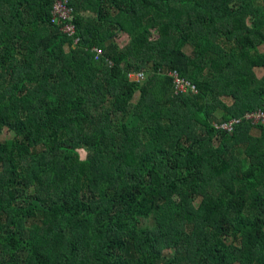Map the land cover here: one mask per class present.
I'll return each instance as SVG.
<instances>
[{"label": "trees", "instance_id": "trees-1", "mask_svg": "<svg viewBox=\"0 0 264 264\" xmlns=\"http://www.w3.org/2000/svg\"><path fill=\"white\" fill-rule=\"evenodd\" d=\"M55 2L0 0V264H264V127L214 128L264 111V0Z\"/></svg>", "mask_w": 264, "mask_h": 264}, {"label": "built area", "instance_id": "built-area-1", "mask_svg": "<svg viewBox=\"0 0 264 264\" xmlns=\"http://www.w3.org/2000/svg\"><path fill=\"white\" fill-rule=\"evenodd\" d=\"M54 14L57 17H61L63 20L68 21L67 23L61 26V30L70 37H73L77 34L76 27L73 23L69 22L71 20V10L68 9L66 3H62V0H56L54 6ZM79 41L78 38L75 39L74 43L76 44ZM98 54H101V50L94 49ZM172 77L173 80V89L175 95H188V94H197V88L190 81L181 77L179 72L170 71L167 74ZM128 77L131 81L134 82H143L146 79V73L144 71H132L128 74ZM247 123L252 127H264V111H256L252 113H247L241 118H233L227 122L215 123L214 128L218 133L226 132L228 134L235 133L238 127L242 124Z\"/></svg>", "mask_w": 264, "mask_h": 264}, {"label": "rangeland", "instance_id": "rangeland-1", "mask_svg": "<svg viewBox=\"0 0 264 264\" xmlns=\"http://www.w3.org/2000/svg\"><path fill=\"white\" fill-rule=\"evenodd\" d=\"M128 41H129V37L126 36V35H122V36H120V38L118 39L117 42H118V44L120 46H124V45H126L128 43ZM260 51H264V47H262L260 49ZM185 52L189 54L190 53V48L187 47L185 49ZM255 74H256L257 78H260L262 76V74H264V72L262 70H255ZM137 99H138V94L136 95L134 101L136 102ZM11 136H12V133H10L9 131L5 130V131H3L2 135H0V139L4 140V139H7V138H10ZM79 152L81 154V157L84 159L86 157V152H84L83 150H80Z\"/></svg>", "mask_w": 264, "mask_h": 264}, {"label": "crops", "instance_id": "crops-1", "mask_svg": "<svg viewBox=\"0 0 264 264\" xmlns=\"http://www.w3.org/2000/svg\"><path fill=\"white\" fill-rule=\"evenodd\" d=\"M262 76H263V74H262ZM262 76H261V77H262ZM261 77H260V78H261Z\"/></svg>", "mask_w": 264, "mask_h": 264}]
</instances>
